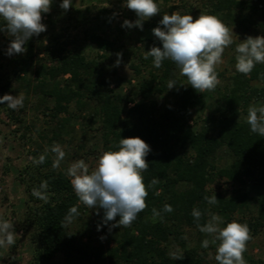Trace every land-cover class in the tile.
<instances>
[{
  "label": "trees",
  "instance_id": "1",
  "mask_svg": "<svg viewBox=\"0 0 264 264\" xmlns=\"http://www.w3.org/2000/svg\"><path fill=\"white\" fill-rule=\"evenodd\" d=\"M177 9L181 15L195 12L194 19L200 13L218 15L244 39L264 36V0H202L198 9L190 4ZM3 23L0 20V26ZM155 26L143 22V28ZM86 38L97 49L95 56L53 34L44 57L35 60V46L27 41V55L19 58V69L14 72L15 79L25 83L27 95L40 96L37 113L46 130L41 142L30 141L28 161L17 175L26 194L23 225L31 232L33 251L28 264H217L216 247H201L210 237L199 231L191 215L194 208L204 214L200 224L206 223L209 211L224 218L222 227L233 220L246 223L252 239L244 258L247 264H264V257L251 249L254 239L264 236V197H254L242 188L248 181L264 184V137L252 132L246 121L248 107L264 103V64H257L245 76L236 71L234 55L232 71L217 67L220 83L215 90L198 93L171 60L155 68L151 57L144 58L153 46L162 48L161 41L147 39L143 51L131 54L129 68L136 89L125 94L117 88L122 78L116 85L111 81L117 73L108 63V56L118 49L117 42L99 33H86ZM30 67H34V79L21 78ZM13 79L0 76V97L8 94ZM170 80L176 83L172 89L167 87ZM128 84L132 85L131 80ZM0 113L15 126L26 127L23 108L13 110L0 104ZM77 129L78 150L86 159L117 150L121 138L140 137L151 149L144 183L149 185L154 178L159 183L148 188L147 208L130 227H114L116 236L107 243L98 237L85 240L86 209L63 162L59 168L52 167L51 147L74 141ZM46 149L45 162L34 164L32 158ZM221 150L230 156L223 167L218 165ZM42 181L48 182V203L32 195ZM221 181L239 187L226 194L214 187ZM214 194L218 203L209 205L204 197ZM165 204L172 206L171 213L163 212ZM73 206L79 216L64 225ZM153 208L162 218L153 220ZM118 220L119 216L115 223ZM177 248L184 258L173 260L169 253Z\"/></svg>",
  "mask_w": 264,
  "mask_h": 264
},
{
  "label": "clouds",
  "instance_id": "2",
  "mask_svg": "<svg viewBox=\"0 0 264 264\" xmlns=\"http://www.w3.org/2000/svg\"><path fill=\"white\" fill-rule=\"evenodd\" d=\"M53 0H0V20L4 23L0 31L6 32L13 39L7 49V55L26 52L25 44L33 36L46 31L42 23L43 14L49 13ZM125 6L135 12V22L124 20L122 27H138L143 30V22L160 14V6L156 0H126ZM60 7L67 11L72 7V0H62ZM162 27L152 29L161 47L153 46L144 55L152 58L153 66L161 68L162 62L169 59L175 63L187 83L198 93L214 91L220 83L217 66L223 63L225 49L234 44L233 29H230L218 15L200 13L197 18L179 12L163 14L159 21ZM116 65L120 64L121 54L117 53ZM235 69L245 76L250 75L257 64H264V36H248L235 46ZM176 86L175 81L168 82V89ZM13 110L24 106V96L5 94L0 97V104ZM246 121L252 132L264 137V103L252 104L248 107ZM117 150L101 153L96 166L90 167L83 159L76 160L67 168L71 186L79 201L88 208L104 210V223L119 220L112 227H130L140 212L147 208L148 188L155 187L158 179H152L149 185L144 183L143 173L149 168L146 157L151 151L150 146L140 137L121 138ZM32 158L36 165L43 164L46 153ZM50 151L54 154L52 167L59 168L65 158V151L59 144H54ZM48 182L42 181L39 188H33L32 195L44 203L49 202ZM159 195V191L155 193ZM209 205H216V195L205 196ZM169 204L163 206V212L171 213ZM191 215L201 233L210 239H204L201 247H216L215 261L217 264H247L244 253L252 239L251 230L246 223L235 220L224 224V218L208 212L206 223L200 224L204 215L194 208ZM79 216L76 206L69 209L64 217V225L73 222ZM162 218L161 212L152 209V218ZM111 230V229H110ZM103 240V237H101ZM16 243L13 223L0 218V247H10ZM173 260L183 259L182 251L177 248L169 253ZM211 255V254H210Z\"/></svg>",
  "mask_w": 264,
  "mask_h": 264
},
{
  "label": "rangeland",
  "instance_id": "3",
  "mask_svg": "<svg viewBox=\"0 0 264 264\" xmlns=\"http://www.w3.org/2000/svg\"><path fill=\"white\" fill-rule=\"evenodd\" d=\"M202 0H158L160 6V14L150 18L147 21L155 23V27L162 25L159 21L163 14L178 12L182 10V6L187 4L193 5L198 9ZM126 0H72V7L65 11L60 7L62 0H53L49 13L43 14L42 23L46 25V31L40 33L39 36H33L28 41H32L35 48V60L44 57V49L49 45L51 36L59 34L70 46H78L88 56H95L98 51L86 38V33L104 34L118 44V49L108 56V63L110 69H116L117 75H112L111 81L116 85L119 78L120 90L125 94L133 92L136 87L135 76L133 71L129 68V62L133 60L132 52L136 54L143 51L144 44L147 39L160 41L152 32L153 28L129 29L122 27L124 20L135 22L137 16L135 12L131 11L125 6ZM170 7H177L176 10L171 11ZM195 16V12L193 13ZM154 27V28H155ZM233 29L234 44L225 49L222 60L223 63L217 67L220 70L228 69L232 71L234 63L231 62L232 56L235 55V46L244 40L242 35L237 34ZM13 38L6 32H0V76L14 78L9 90V95L24 96V106L26 110V127L15 126L11 123L5 113H0V218L8 220L13 223V230L16 233V243L10 247H0V264H28L32 259V243L31 232L24 228V211L26 194L24 187L21 186L17 180V175L22 166L28 161V153L32 150L30 141L32 139L41 142L40 136L46 134L44 131L42 117L37 113L40 96L35 94H26L24 89L25 83L15 79L14 72L19 69V58H24L27 51L22 54L7 55V49ZM234 48V49H233ZM134 50V51H133ZM122 53L120 57V64L117 66V53ZM35 67V66H34ZM34 67L29 68V74H20L22 78L34 79ZM230 74V73H227ZM131 80L132 85L128 84ZM20 109V108H19ZM197 113V112H196ZM78 129L76 139L71 143L61 145L66 155L63 166L69 167L71 163L76 160L83 159L90 167V170L96 166L97 158L83 157V151L78 150ZM219 167H223L230 162V156L221 150L219 152ZM216 190L229 194L239 186L232 185L221 181L214 186ZM250 195L254 197H264V184H254L253 182H246L242 187ZM86 214L84 215V222L86 231L84 233L85 240L88 237L97 239L103 237L104 243H107L116 236V231L113 230L114 221L104 223V210L100 208H88L85 206ZM111 229V230H110ZM114 242H110L113 245ZM190 245H194L191 242ZM251 249L257 256L264 257V236H257Z\"/></svg>",
  "mask_w": 264,
  "mask_h": 264
},
{
  "label": "built area",
  "instance_id": "4",
  "mask_svg": "<svg viewBox=\"0 0 264 264\" xmlns=\"http://www.w3.org/2000/svg\"><path fill=\"white\" fill-rule=\"evenodd\" d=\"M129 106H131V104H129Z\"/></svg>",
  "mask_w": 264,
  "mask_h": 264
}]
</instances>
